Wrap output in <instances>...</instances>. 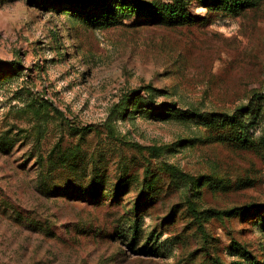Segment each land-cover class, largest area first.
Listing matches in <instances>:
<instances>
[{"label": "rangeland", "instance_id": "obj_1", "mask_svg": "<svg viewBox=\"0 0 264 264\" xmlns=\"http://www.w3.org/2000/svg\"><path fill=\"white\" fill-rule=\"evenodd\" d=\"M141 1L197 20L0 0V264H264V156L207 115L264 136V0Z\"/></svg>", "mask_w": 264, "mask_h": 264}, {"label": "trees", "instance_id": "obj_2", "mask_svg": "<svg viewBox=\"0 0 264 264\" xmlns=\"http://www.w3.org/2000/svg\"><path fill=\"white\" fill-rule=\"evenodd\" d=\"M201 6L208 10L233 13L236 15L243 14L249 8L257 6L258 0H198ZM72 4H80L76 6L77 13L86 16H107L111 17L116 12H123L124 9L130 10L129 12H140L147 15V19L150 22L164 23L172 26L183 25L192 20H197L193 15L184 11L182 7H175L167 12H162L158 6L149 4L141 0H121V3L116 6L114 0H71ZM9 68L5 64L0 65V75L7 72ZM199 117H203V113L198 114ZM209 118L208 124L210 129L216 131L221 136L225 137L228 142L241 146L245 149L255 150L264 156V136L259 141H252L248 139L246 134L247 130L245 122L249 117L255 115L254 110L251 107L241 108V112L238 114H207ZM151 151L157 150L156 148H149ZM102 173H93L94 179L91 181L90 197L97 199L102 193V183L97 181V176ZM103 175V174H102ZM119 185L122 180L119 181ZM118 186V184L116 185ZM148 189L146 184L141 186V194L144 195ZM146 201V199H143ZM250 207V208H249ZM247 208L241 207L238 210L239 214L245 216H253L264 218V206L251 205ZM138 209V208H137ZM236 210V209H233Z\"/></svg>", "mask_w": 264, "mask_h": 264}]
</instances>
